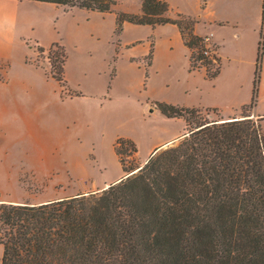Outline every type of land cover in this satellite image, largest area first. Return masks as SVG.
Instances as JSON below:
<instances>
[{
	"label": "trees",
	"instance_id": "trees-1",
	"mask_svg": "<svg viewBox=\"0 0 264 264\" xmlns=\"http://www.w3.org/2000/svg\"><path fill=\"white\" fill-rule=\"evenodd\" d=\"M35 1L104 13L116 4ZM170 12L168 0H142L141 13H117L116 32L125 22L174 24L190 51V69L216 77L222 68L217 45L211 49L196 33L197 18ZM260 35L253 97L243 118L207 108L217 113L211 119L201 108L155 101L165 116L185 120L183 136L145 163L133 139L118 137L115 151L126 176L103 190L40 203L0 201L1 264H264V125L251 117L264 55V3ZM153 50L154 42L149 66ZM48 53L52 77L65 90L66 47L55 41Z\"/></svg>",
	"mask_w": 264,
	"mask_h": 264
},
{
	"label": "rangeland",
	"instance_id": "rangeland-1",
	"mask_svg": "<svg viewBox=\"0 0 264 264\" xmlns=\"http://www.w3.org/2000/svg\"><path fill=\"white\" fill-rule=\"evenodd\" d=\"M168 2L172 17L182 11L197 18L208 4ZM246 2L245 9L253 12L257 0H225L212 8L232 16ZM120 11L141 13L142 0H116L110 11L115 13L105 14L62 5L40 10L36 30L0 60V201L40 203L90 192L92 184L122 178L121 172L125 177L115 151L118 137L133 139L143 161L155 143L185 128L183 118L165 116L155 101L199 106L205 76L189 70V51L178 28L125 22L118 34ZM54 37L68 54L65 90L52 77L51 45L38 50ZM218 113L243 118L242 110ZM251 117L264 125V116ZM2 254L0 245V264Z\"/></svg>",
	"mask_w": 264,
	"mask_h": 264
},
{
	"label": "crops",
	"instance_id": "crops-1",
	"mask_svg": "<svg viewBox=\"0 0 264 264\" xmlns=\"http://www.w3.org/2000/svg\"><path fill=\"white\" fill-rule=\"evenodd\" d=\"M223 1L225 0H206L208 4L202 5L201 12L197 15L199 22L196 25V33L207 37L209 45H217V54L222 60L221 71L214 78H208L205 69L196 70L203 71L205 76V82L200 88V103L197 108H219L223 112H230L242 110L252 101L264 0H257L253 12L251 8L245 9L248 3L246 2L242 12L236 11L232 16L212 8L213 5ZM226 2L232 4V0H226ZM54 6H56L54 3L35 0H0V60L7 57L9 50L17 40L27 38L36 30L35 13H39L40 10L44 11V9L46 11ZM52 20L55 22V16ZM57 40L60 38L54 37L48 44L45 42L42 44L44 47H49ZM189 70L195 72L190 69V60ZM252 115L264 116V55L258 102L252 110ZM185 128L182 132L155 143L149 156L142 163H145L157 148L182 137ZM121 174L124 177V173L121 172ZM119 179H121L120 176L101 184H92L90 192L103 190Z\"/></svg>",
	"mask_w": 264,
	"mask_h": 264
},
{
	"label": "built area",
	"instance_id": "built-area-1",
	"mask_svg": "<svg viewBox=\"0 0 264 264\" xmlns=\"http://www.w3.org/2000/svg\"><path fill=\"white\" fill-rule=\"evenodd\" d=\"M206 53L208 54L209 52H208V51H206Z\"/></svg>",
	"mask_w": 264,
	"mask_h": 264
}]
</instances>
